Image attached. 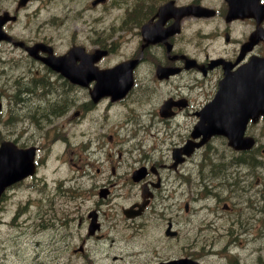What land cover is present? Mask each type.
I'll use <instances>...</instances> for the list:
<instances>
[{
    "label": "flooded vegetation",
    "instance_id": "obj_1",
    "mask_svg": "<svg viewBox=\"0 0 264 264\" xmlns=\"http://www.w3.org/2000/svg\"><path fill=\"white\" fill-rule=\"evenodd\" d=\"M167 1L169 0L162 4ZM172 1L173 6L177 7L200 6L204 14L183 18L170 14L157 21L155 15L161 0H137L138 10L145 13V16L132 24L130 32L134 30V33L125 32L120 39L122 51H127L125 59L136 60L132 71L133 86L125 99L111 101L104 98L102 102L103 110H109L117 102L130 101L133 105L126 117L127 125L124 126L123 123L116 128L115 133H109L113 128L107 129L106 134L113 136L106 145L113 160H100L99 163L106 164L102 170L99 165L95 167L101 178L94 186L87 215L90 231L95 228L90 237L102 240L107 226V206L110 199L115 198L112 204L114 210L116 202L124 203L119 205L120 214L125 208H131L128 217L122 213L125 220L116 225L111 238L112 244L123 245L119 255H113L115 261H122L123 264H159L172 259L168 257L176 258L178 255L162 254L170 250L174 252L171 241L180 237L179 225L184 222L183 218H188L192 213V201L201 203L214 198L216 204H219L220 192L224 190L232 195V205L222 202L221 210H235L236 214L229 221V225L233 226L229 233L240 241L236 235L241 236L243 219L238 203L233 200L237 199L235 194L239 192L238 199L242 198L250 206V193L259 184L253 178L252 170L240 178L238 173L233 172L229 176L227 168L241 164L251 167L256 165V152L264 144V116H259L257 121L248 119L243 136L252 138L254 144L251 148L238 150L229 144L227 135L234 132L239 134L244 124L230 119V106L223 103V96L218 95L224 77L233 76L251 60L264 57V41L257 42L250 50L243 49L257 28L262 27L264 30V0ZM233 5L241 8L232 13L230 6ZM18 13L19 11L17 16ZM236 14L248 16H235ZM150 19L153 22L151 24H154L155 36L148 41L151 43L156 38L159 40L146 45L150 31L141 29ZM8 24L9 22L4 25V29L11 35L12 42H7L6 48H0V53L20 51L19 58L23 63H30L46 71L37 60L25 53V47L33 42H41L56 56L58 52L52 42L31 37L23 39L6 29ZM128 24L126 22L122 27L123 31H129ZM90 32L93 33L94 30L91 29ZM16 41L22 47L14 45ZM115 45L116 42L111 40L107 48L112 51ZM39 55L43 57L46 53L39 52ZM10 58L0 57V72L10 71L9 67H2ZM255 77L254 71H246L238 79L237 91L244 94L247 81ZM35 80L32 76L25 83L28 86ZM31 92L30 89L24 90V94ZM15 94V81L0 79V100L3 103L0 115L4 112L6 101H15ZM15 110L13 106L11 115L15 114ZM7 112L9 114L10 108ZM211 112L218 113L221 121L209 120L213 116ZM100 125L105 128V124ZM13 126L14 123L9 126L8 138L18 142ZM214 127H221V132L218 134ZM208 134L210 135L207 137ZM197 143L200 144L196 145ZM107 168L114 174L113 177L106 174ZM115 168L122 174L116 173ZM199 178L203 183V191L196 196L194 192ZM14 185L10 186L7 194L3 192L0 196V214L6 206H1L5 195H14ZM104 191L107 192L106 196L101 197L100 192ZM260 192L263 194L264 190ZM72 203L68 209L69 212L75 210L72 219H77L79 225L82 218L79 217L80 202L77 195ZM199 208H202L201 205ZM92 212L96 214V222ZM65 220V217H60L59 226H65ZM160 221L165 224L162 226ZM213 223H204L201 227L214 232ZM167 227L175 232L174 235H167ZM161 240L165 244L160 251L145 250L147 245ZM197 241L199 242L195 238L193 242ZM219 241L213 236L210 240L204 237L205 244L196 251L189 245L191 242H187L182 246L185 254L178 257L199 258L201 263H205L201 254L205 255L208 252L207 246L213 248ZM115 248L117 246L110 245V255ZM216 264L230 262L218 259Z\"/></svg>",
    "mask_w": 264,
    "mask_h": 264
},
{
    "label": "rangeland",
    "instance_id": "obj_2",
    "mask_svg": "<svg viewBox=\"0 0 264 264\" xmlns=\"http://www.w3.org/2000/svg\"><path fill=\"white\" fill-rule=\"evenodd\" d=\"M17 0H0V13L3 10H9L11 14H14L13 10L16 6ZM32 1V0H31ZM72 3L79 2V0H66ZM86 0H83L85 2ZM135 2V1H133ZM113 4L109 3L108 6L102 7L98 14H100L102 19H94L90 12L86 14H80L79 12L73 13L69 17V12L65 9L63 10L58 0H33L28 9L20 15V19L17 23L8 25V30L13 31L24 38H38L46 39L52 42L59 51L65 50L73 42H83L87 46H92V40L88 37L94 38L95 32L91 33L90 29L94 31L101 32V39L99 42L104 43L107 38H113L120 35L119 27L121 22L124 20L127 8H119L113 10ZM89 15V16H87ZM83 18V19H82ZM83 21H85L83 23ZM90 21V22H89ZM89 22V25H85ZM37 40V39H36ZM4 46L3 48H6ZM11 57L10 60L5 64L4 68L9 67L10 71H5L3 75H0V79L4 81H15L16 94L19 96L28 97L26 94H22V87L26 85V81L30 79L33 75H37V79L46 80L47 78H54L56 82L57 90L59 91V97H68L69 101L74 100L75 104L80 103L85 99L84 91L80 89L71 88L64 82L56 78L55 76L49 75V73L40 68L32 66L30 63L25 64L23 60L19 58L20 53L18 51H1L0 57ZM15 57V58H13ZM34 83L32 82L31 85ZM21 87V91H17V88ZM42 90L38 89L37 94H40ZM44 105L45 102H38ZM27 109L22 108L21 113L26 112ZM71 110L63 115V119L70 114ZM53 118V113L48 114L43 118V121L37 119L36 126L27 123L28 121H23L22 119H17L18 124L21 128V134L18 135V141L20 143H25L27 145H35L41 156L45 154L47 156L46 166L53 157V151L55 147V139L58 134V130L54 127L53 120L49 123L50 119ZM81 121V120H79ZM42 125L38 126L39 124ZM127 122H124V126ZM60 124H58V127ZM117 125L112 129V132H116ZM0 129L3 133H7L9 129L8 117L6 115L0 116ZM113 136L105 135V139L112 140ZM105 147L103 146L102 149ZM264 144L258 148L256 152V165L248 166L246 164H241L239 166L228 167L227 172L230 176L231 172L234 174L238 173L241 178L249 170L254 172L253 178L257 179L259 184L254 188V191L250 193V206L246 205V202L240 197V193L235 194V201L238 203L241 217L243 219V225L240 226L241 237L237 234L236 237L240 238L237 241L232 233H229L233 228L229 225V221L234 214L235 210L232 212H223L221 210L222 202H226L232 205L231 199L232 195L227 191H221V201L216 204L214 198H208L203 202L192 201L193 211L188 215V218H183L184 222L179 225L180 237L172 242V247L175 254L182 252V246L187 243L192 247V250L197 249V244L204 245V237L218 238L222 235H226L220 238V243H224L227 240H232L234 247H230V251L237 252L239 255V262L231 257L227 259L225 253L227 249L222 250V254H215L214 252L219 251L218 246H222L220 243L217 246H207L208 252L205 255L201 254V258L205 259L206 262L216 264L218 259L227 260L230 264H264V192L263 194L260 190H264ZM92 159L91 157L89 158ZM259 162V163H258ZM92 171L96 174L94 166ZM41 178H30L16 187L14 190V195L9 198V204L5 211V214H9L11 211L17 209L19 203H25L28 199H33L36 203V207L33 208V215L37 219L41 217H48L51 214L56 216V222L50 225V229L46 232H40L39 235L44 240L42 242H36L34 230L29 224L30 221L25 222V226L20 230L21 235H15L12 231L6 229L5 227H0V264H123L122 261L113 260V255H119L120 249L123 245L112 244L110 234H107L106 244H97L92 246L93 238L87 237V224L83 222L78 225L77 219H72L73 213L69 212L68 207L72 206L73 200L68 194L62 196V200L67 198L63 205L53 206L51 200L57 197V192L55 190L56 183L51 181V175H49V170L42 169L39 173ZM99 179V175L97 176ZM74 184L73 182L69 183ZM89 183H85L88 187ZM239 188V185H238ZM93 188L84 190L78 193L77 196L87 197L92 193ZM42 197H48L44 199V202L40 203ZM79 209V217H85L84 211L87 210L91 204L90 201H81ZM124 204L122 202L115 203V214L114 218L123 222L125 219L120 214L119 205ZM201 205L202 210L199 208ZM67 216V225L59 226L60 217ZM161 222V221H160ZM159 222V223H160ZM214 222L215 227L214 232L210 230H198L196 229L199 224ZM111 220H108L106 231L110 228ZM114 228L116 225H113ZM114 229H111V231ZM46 235H52L50 240H45ZM197 238L198 242H193ZM86 239L85 247L88 250L95 252L96 254H101L104 258H94L90 251L88 252H77L79 245H81V240ZM42 240V239H41ZM250 240V242L246 241ZM110 245H115L117 248L110 255ZM139 245V242H138ZM146 247H150L147 245ZM245 247V251H244ZM157 248L161 250L162 244L157 243ZM131 245L129 246V251ZM167 251L165 253H160L164 256L172 255L173 253ZM156 251H154L155 253ZM110 256L112 258H110ZM151 258V257H149ZM263 258V259H262ZM138 259V258H137Z\"/></svg>",
    "mask_w": 264,
    "mask_h": 264
},
{
    "label": "water",
    "instance_id": "obj_3",
    "mask_svg": "<svg viewBox=\"0 0 264 264\" xmlns=\"http://www.w3.org/2000/svg\"><path fill=\"white\" fill-rule=\"evenodd\" d=\"M7 19H8V16L6 14L0 18V27ZM2 38H3V33L0 30V39ZM235 145L236 147L241 146V144L237 142L235 143ZM11 147L12 148L7 149L8 151L7 154L3 152L0 153V188H3V186H5L6 183L11 182L15 174V170L20 169L23 166V168L29 172L31 171V168H32L30 164L31 153L28 152L27 150H18L13 146ZM9 170H11L10 177L8 173ZM161 264H199V263L189 260V259H185V260H182V262L170 261V262L161 263Z\"/></svg>",
    "mask_w": 264,
    "mask_h": 264
},
{
    "label": "bare ground",
    "instance_id": "obj_4",
    "mask_svg": "<svg viewBox=\"0 0 264 264\" xmlns=\"http://www.w3.org/2000/svg\"><path fill=\"white\" fill-rule=\"evenodd\" d=\"M55 157V156H54ZM203 191V183H202V181L200 180V178H199V180H198V183H197V185H196V190H195V194H196V196H198L201 192ZM244 231H242L241 232V234L243 233ZM223 236H226V235H222V236H220L219 237V239L221 238V237H223ZM112 240V239H111ZM110 240V241H111ZM241 240V239H240ZM246 241H248V242H250V240H246ZM198 242V241H197ZM241 242V241H240ZM199 243V242H198ZM219 243H220V241H219ZM227 243H228V245H227ZM97 244H106V242H105V240L104 241H93L92 242V246L93 245H97ZM221 244V243H220ZM222 246H218L220 249H219V251H217L218 253H222V250L223 249H227V252L225 253V257H227V258H234L237 262H239V255H238V253L237 252H232V251H230V247H234V245H233V241L232 240H227V241H225L224 243H222L221 244ZM213 246H217V244H214ZM200 248H201V245H199V244H197V249H194V251H196V250H200ZM207 250H209V249H207ZM246 249H245V247H244V251H245ZM88 251H90V250H88V247H85V249L83 250V251H81V252H88ZM91 252V251H90ZM92 253V255L94 256V258H104V257H102L101 256V254H96V251L95 252H91ZM110 258H112L111 256H110ZM263 259V258H262ZM114 260V259H113ZM263 261H264V259H263Z\"/></svg>",
    "mask_w": 264,
    "mask_h": 264
}]
</instances>
